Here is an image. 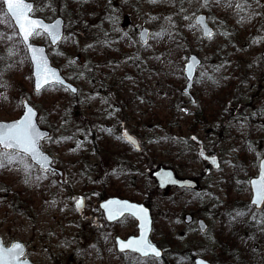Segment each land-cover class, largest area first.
I'll return each instance as SVG.
<instances>
[{
  "label": "rangeland",
  "instance_id": "obj_1",
  "mask_svg": "<svg viewBox=\"0 0 264 264\" xmlns=\"http://www.w3.org/2000/svg\"><path fill=\"white\" fill-rule=\"evenodd\" d=\"M33 1L35 16L66 21L63 41L49 53L78 93L55 85L33 90L26 50L0 0V120L19 117L28 99L51 132L41 146L66 182L22 154L9 152V162L0 150L5 244L25 242L35 264H194L197 256L264 264V206L250 204L249 184L264 157V0ZM199 13L207 14L212 36H202ZM143 27L150 30L145 45ZM33 41L48 44L43 33ZM190 53L203 61L195 103L182 92ZM160 166L199 188L159 189L152 172ZM115 196L150 208V241L163 259L117 251L115 237L138 228L130 215L103 222L99 202ZM187 214L208 229L186 223Z\"/></svg>",
  "mask_w": 264,
  "mask_h": 264
},
{
  "label": "snow or ice",
  "instance_id": "obj_2",
  "mask_svg": "<svg viewBox=\"0 0 264 264\" xmlns=\"http://www.w3.org/2000/svg\"><path fill=\"white\" fill-rule=\"evenodd\" d=\"M6 5L7 12L10 13L16 20L17 25L20 29V33L25 43L29 41V38L40 34V30L47 33L53 43H56L59 35V24L60 21H56L55 24L47 25L43 21L34 19L30 13L33 9L31 3H27L26 0H3ZM187 18V17H186ZM208 36L212 33L205 28ZM29 49L32 52V59L36 65V90L37 92L41 89V79L44 85H63V80L57 75V72L48 66L46 58L43 56L42 50L39 48H33L29 45ZM191 71V66H189ZM67 90V89H66ZM75 92V88L70 89ZM26 113L23 117L10 124H0V148L5 149L4 156L9 162L13 161V155L7 150L13 149L15 155L20 153L30 156L33 160H37L38 163H47V157L43 156L39 152L38 144L41 139L44 138V134L39 131L36 124L33 121L35 112L32 107L27 106ZM193 139H196L193 137ZM43 163L41 166L43 167ZM0 166H3L0 164ZM27 182V181H26ZM253 186L256 191L254 204L260 205L264 203V164H261V174L259 180L253 181ZM111 204L120 205L115 210L108 209V205H105V209L109 212V219H114L116 215H122L124 211H131L132 215L137 216L141 220L142 233L140 237L129 239L127 241H118L120 250L131 249L134 251L142 252L144 255L149 253L160 256V252L148 241L143 235L144 223L146 222L147 213L146 210L136 205L128 204L127 202L112 201ZM80 202L77 207L79 208ZM23 255V245L20 243H13L11 247H5L3 242L0 241V264H26L20 257ZM203 264V262H201Z\"/></svg>",
  "mask_w": 264,
  "mask_h": 264
},
{
  "label": "water",
  "instance_id": "obj_3",
  "mask_svg": "<svg viewBox=\"0 0 264 264\" xmlns=\"http://www.w3.org/2000/svg\"><path fill=\"white\" fill-rule=\"evenodd\" d=\"M27 3H31L33 5V9L30 13L31 17L34 18V19H37V20H40V21H43L44 24H47V25H52V24H55L56 21H60V24H59V28H58V31H59V35H60V38L57 39L56 43H53L51 38L48 36L47 33L43 32V30H40L42 33H44L46 35V37L48 38V41H49V44L51 45V47H56L57 44L63 39L64 37V34H65V20L64 18L62 17H56L54 18L53 20H46L42 17H39V16H34L33 15V12H34V9H35V3L31 0H26ZM2 3H3V0H2ZM3 6H4V9L6 11V13L8 14V16L10 17L11 21L13 22L19 36H20V39L22 41V43L24 44L25 48H26V51H27V55H28V58L30 60V63H31V68H32V77H33V88L34 90L37 92L36 90V81H37V77H36V65L32 59V52L30 51L29 49V45H31V47L33 48H39L42 50V53H43V56L46 58L47 62H48V66L52 69H54L56 72H57V75L63 80V87H66L68 88L69 90L71 88H75L76 91L73 92L74 94H77L78 92V89L76 86H74L71 82H69L64 76L63 74L61 73V70L60 68H58L57 66H55L52 61H51V58H50V55H49V52H48V47L47 45L45 44H37V43H34L32 41V37L29 38V41L27 43L24 42L23 38H22V35L20 33V29L17 25V22L15 20V18L7 12V8H6V5L3 3ZM195 22L200 26L201 30H202V35L204 37H210L207 35L206 31H205V28L207 30H209L212 35L214 34V29L211 27L210 23L208 22V17L205 13H199L195 16ZM211 35V36H212ZM149 36H150V30L147 28V27H143L141 30H140V33H139V38H140V41L143 43V44H146L148 43L149 41ZM263 56V62H264V52L262 54ZM74 61H79V57H75L74 58ZM203 61L201 58H199L197 56V54L195 53H191L188 57H187V60L186 62L184 63V66H183V74L187 80L186 82V85H185V88L183 89V93L184 94H187V95H190L191 96V89L194 85V81H195V78L197 76V73H198V70L199 68L201 67ZM189 66H191V71H189ZM48 85H44L43 84V80L41 79V89L40 91L46 87ZM71 91V90H70ZM192 100H194L192 98ZM25 104H27V106L29 107H32L34 112H35V116L33 117V121L34 123L36 124L37 128L39 129V131L41 133L44 134V138L48 137L50 135V131L49 130H46V129H43L39 123H38V120H37V117H38V110L29 102V100H25L22 105H23V112L22 114L14 119V120H0V124H10V123H13L19 119H21L23 117V115L26 113V107H25ZM124 135L131 141L134 143V145L137 147V148H140L139 144H138V141L135 137H133L131 134H129L127 131H124ZM41 139L39 141V144H38V149H39V152L43 154V156L47 157V163H43V167L41 166V163H38L37 160H33L30 156L29 159L32 163H34L35 165H37L41 170H52V171H55L56 168L52 166V162L54 161L53 158L46 152H44V150L42 149L41 147V142L42 140ZM2 150H5L3 148H1ZM10 150H13V149H10ZM16 151V150H15ZM204 157H208L206 155L203 154ZM208 159L214 164L215 167H218L219 163H218V160L215 156H210L208 157ZM261 164H264V157L260 160L259 162V172H258V176L257 177H253L250 179V185H251V188H252V193H253V198L251 200V204L255 205L257 208H260L262 207L263 203H261L260 205H257V204H254L253 203V200L255 199V196H256V191H255V188L253 186V181H257L259 180V177H260V174H261ZM58 173L61 174V171L58 170ZM152 175L153 177L157 180L158 182V185H159V188L160 189H166L168 186H176V187H179V188H190V189H195L198 187V183L193 180V179H190V178H179L176 176L175 172L170 169V168H165V167H159L157 170L153 171L152 172ZM112 201H119V202H127L128 204H132V205H136L140 208H143L146 210V213H147V218H146V222L144 223V228H143V235L145 236L146 240L149 241V236H150V233H151V230H152V217H151V212H150V209L143 203H137V202H133V201H130V200H127V199H120V198H117V197H110L104 201H102L100 203V207L103 209L104 211V215L106 217V219L110 222L112 221H115L117 219H120L123 215L125 214H131V211H124L122 215H116L114 219H109L108 216H109V212L108 210L105 209V205H108V209H111V210H115L117 208L120 207V205L118 204H111L109 202H112ZM134 216V215H133ZM138 222V228H139V235L138 236H131V237H128L126 240L120 238V237H117L116 238V242H117V247H118V250L120 252H123L120 250V246L118 244V241H127L129 239H133V238H139L141 233H142V229H141V220L137 218V216H134ZM191 215H187V219H186V222H190L191 221ZM199 225H200V228L202 231H205L206 228H207V224L204 222V220H200L199 221ZM0 241L3 242V245L5 247H11V245L13 243H20L23 245V255L20 257L23 261L26 262V264H35L29 257H25L26 256V252H27V246L24 242L20 241V240H14L9 246L5 245L4 244V241L2 239V237L0 236ZM150 242V241H149ZM151 243V242H150ZM152 244V243H151ZM159 252H160V256L159 257H162L163 256V252L160 248H158L156 245L152 244ZM124 251H132V252H137L139 253L141 256L143 257H147V256H150V255H153L151 253H149L148 255H144L142 254V252H138V251H134V250H131V249H125ZM155 256V255H153ZM156 257V256H155ZM195 264H201V262H203V264H211L208 260L204 259L203 257H196L195 260H194Z\"/></svg>",
  "mask_w": 264,
  "mask_h": 264
},
{
  "label": "flooded vegetation",
  "instance_id": "obj_4",
  "mask_svg": "<svg viewBox=\"0 0 264 264\" xmlns=\"http://www.w3.org/2000/svg\"><path fill=\"white\" fill-rule=\"evenodd\" d=\"M135 137H136V136H135ZM127 141H128V140H127ZM61 170H62V169H61ZM48 173L56 174V173H53V172H48ZM62 173H63V176H64V172H63V170H62ZM62 181L66 184V182H65L63 179L61 180V182H62ZM61 182H60V183H61ZM63 182H62V183H63ZM115 197H116V196H115ZM81 201H83V199H82ZM100 201H101V200H100ZM98 206H99V205H98ZM100 213H101V218L103 217V222H104V223H106L107 225H108V224H112V223H114V221H112V222L108 221V220L106 219V217H105V215H104V213H103L102 211H101ZM127 215H128V214H125L124 217L127 216ZM187 215H188V214H187ZM187 215H186V219H187ZM124 217H123V218H124ZM191 217H192V218H191V221L188 222V224L196 223L197 227L201 230L200 225H199V221H200V220H203V219H202V218H195L193 215H191ZM115 222H116V221H115ZM186 223H187V222H186ZM206 224H207V223H206ZM137 227H138V226H137ZM208 227H209V226H208V224H207V228H206V229H208ZM201 231H202V230H201ZM117 237H120V236H117ZM117 237H115V243H116V238H117ZM120 238H122V237H120Z\"/></svg>",
  "mask_w": 264,
  "mask_h": 264
},
{
  "label": "trees",
  "instance_id": "obj_5",
  "mask_svg": "<svg viewBox=\"0 0 264 264\" xmlns=\"http://www.w3.org/2000/svg\"><path fill=\"white\" fill-rule=\"evenodd\" d=\"M201 111V110H200ZM205 113L203 112H201V114L199 113V112H196V115L198 116V118L200 119V120H202V119H204V117H205V115H204ZM206 120H208V119H206ZM206 120H202V121H206Z\"/></svg>",
  "mask_w": 264,
  "mask_h": 264
}]
</instances>
